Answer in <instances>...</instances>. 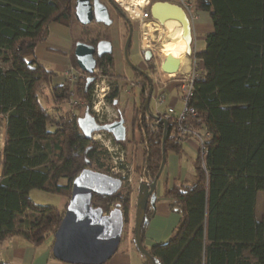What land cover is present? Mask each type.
Segmentation results:
<instances>
[{
	"label": "trees",
	"instance_id": "obj_1",
	"mask_svg": "<svg viewBox=\"0 0 264 264\" xmlns=\"http://www.w3.org/2000/svg\"><path fill=\"white\" fill-rule=\"evenodd\" d=\"M191 1L196 11L209 12L213 25L204 49L191 54L202 61L203 68L190 101L196 115L186 119L198 135L207 134L202 141L205 153L197 149L191 179L176 180L162 192L179 216L172 236L144 248L155 264H264V0ZM117 6L129 19L128 12ZM74 8L75 0H0V57L8 52L12 63L10 69L0 67V114L6 117L0 241L19 233L40 246L53 236L67 203L64 209L36 203L30 197L32 189L68 200L72 180L82 169L116 176L110 171L107 150L86 139L78 127L77 110L90 107L91 83L85 87L88 74L79 69L73 53L77 41L95 46L109 40V26L79 23ZM52 22L70 29L71 62L79 71L75 83L67 78L55 84L58 73L35 56ZM95 60V69L105 65L112 71L111 53L95 55ZM117 89L111 88L106 96L112 104ZM147 89L144 80L132 120L145 145L143 163L134 173L152 179L161 162L164 125L155 124L144 109ZM73 92L79 102L71 108ZM115 107L119 108L117 103ZM167 121L165 155L182 147L174 118ZM131 190L123 185L120 193L93 194L91 205L103 212L118 205L126 224ZM258 192L263 193L260 218L255 212ZM152 210L147 206L141 241ZM130 233L133 248L149 264L135 245L133 225Z\"/></svg>",
	"mask_w": 264,
	"mask_h": 264
},
{
	"label": "water",
	"instance_id": "obj_2",
	"mask_svg": "<svg viewBox=\"0 0 264 264\" xmlns=\"http://www.w3.org/2000/svg\"><path fill=\"white\" fill-rule=\"evenodd\" d=\"M113 6H117L114 0H108ZM151 17L158 23L166 20H176L182 27V36L187 41L185 55L192 54V28L191 21L183 8L168 0H156L149 6ZM74 15L81 24H87L92 20L110 25L108 7L101 0H75ZM131 41V30L127 35L124 45V55L127 59V48ZM112 44L109 40H100L96 45L77 41L74 46V56L77 66L88 74L85 87L94 80L96 56L111 53ZM145 60H149L152 53L145 50ZM177 58H165L160 65V75L166 79H172L178 68ZM132 66H134L132 64ZM131 66V67H132ZM148 91L143 102L144 109L149 112L152 83L148 78ZM117 99L113 101L116 104ZM151 116L157 119L156 114ZM167 120L163 119V134L161 139V162L155 176L149 181L139 180L133 220V235L137 249L143 254L149 264H155L152 255L144 248L140 238L141 226L146 221V208L148 204L155 207L156 185L165 163V128ZM77 124L86 139L93 140V133L105 131L111 134L115 141L126 140V127L122 115L111 121H101L93 113L90 107H85L84 112L77 118ZM123 186L122 179L110 174L98 172L88 167L82 169L74 177L71 185V193L64 209L62 219L53 234L51 247L52 255L70 264H103L118 249L123 234L124 214L118 205L109 211L103 212L101 207L91 205L93 194L110 195L120 193Z\"/></svg>",
	"mask_w": 264,
	"mask_h": 264
},
{
	"label": "crops",
	"instance_id": "obj_3",
	"mask_svg": "<svg viewBox=\"0 0 264 264\" xmlns=\"http://www.w3.org/2000/svg\"><path fill=\"white\" fill-rule=\"evenodd\" d=\"M196 15L197 17L191 22L193 37L192 51L200 52L204 49L205 46L197 45L199 44V42H203L204 44L206 35L213 30V25L209 12L198 10L196 11ZM125 39H123V34L120 26L118 25V21H114V23H112L109 27V41L112 44V74L117 77L116 80L119 82V84L115 83L114 85L116 87L118 86L116 96L117 104L119 105V111H122L121 115L124 119V124L126 127V140L123 141V143L125 142L129 145L132 153V158L134 155H136L134 163L137 161L138 156H141V159H138L137 161L140 163L134 167V169H136V167L142 165L143 163V152L145 146L139 140L141 134L140 131H138L137 127L133 126L132 122L135 110L134 108L135 106L138 107L140 103L141 89H138V87L136 86L138 80L136 78L134 70L132 69L131 72L127 71L122 53L120 52V47L122 46V44H124ZM195 40L196 44H193ZM72 45L73 41L70 29L61 24L52 22L49 25V35L47 39L44 42L38 44L35 48V56L40 61L48 59L54 64L55 69L50 70L58 73V76H56L59 77L56 81L57 84L63 82L67 78L69 79V75L67 73L68 69L72 68V70H75V68H73L70 57V54L72 52ZM129 52H131V55L133 56L138 54L137 56L140 57V62L142 64L140 55L141 46L137 44L134 37ZM171 54H175V58L179 60L178 68L173 77L174 79H170V81L166 83V86H164L165 99L162 105H159L157 107L155 102L151 99L152 104L149 101V112L147 113L156 114L165 111L168 107H172L174 109V115H177L182 108V101L175 78L189 73L193 67H196L198 69L203 68L202 61L198 58L193 57V55L186 56L185 54L181 53ZM184 56L185 58H183ZM167 58H169V55L167 56ZM145 64H147V62H145ZM122 84L125 85L124 90L126 92V97L120 99ZM133 136L134 140L131 141ZM181 146V150L178 153L170 151L165 155L164 167L156 185L157 196L155 200V207L152 210L143 235L144 239L142 243L144 246L146 245V241L150 245H152V240L160 239L161 236H166L165 238L168 240L175 224L178 221V214L170 208L169 201L165 197H162V192L165 187H170L176 180L182 181L186 178H189V176H192L191 171L193 169V166H191L190 170L189 168L186 169L183 164V157L187 150H192L194 152V156H196L198 142L194 136H188L184 141L181 142ZM134 176L140 177L139 175L136 176L135 173ZM138 181L139 179L135 183H131L130 185L132 190L135 188L136 196ZM258 198H260L263 202L262 192L257 193L256 204ZM135 200L133 204H135ZM67 202L68 200L64 197L62 201L63 204L59 208L64 209ZM130 209L131 210L129 212V216L131 217V214H133L134 216L135 207ZM25 215H27V213ZM24 216H22L21 218H23ZM127 231H124V236L119 243L118 249L103 264H145L143 257L133 248L134 246L131 242V236L126 233ZM52 242L53 236H50L40 246H34L29 243L23 235L15 233L12 236H9L0 241V262L9 264H70L63 262L52 255Z\"/></svg>",
	"mask_w": 264,
	"mask_h": 264
},
{
	"label": "rangeland",
	"instance_id": "obj_4",
	"mask_svg": "<svg viewBox=\"0 0 264 264\" xmlns=\"http://www.w3.org/2000/svg\"><path fill=\"white\" fill-rule=\"evenodd\" d=\"M154 1H156V0H149L148 8H149L150 4L152 2H154ZM168 1L174 2V3H179L177 0H168ZM106 2H107V0H104V3H106ZM114 2L118 3L117 5L121 6L125 11L128 12V10L124 7V4L120 3L117 0H114ZM143 6H144V1L142 3V7ZM110 14H111L110 18L112 19V23H114V21H118V25L120 26L122 34H123V39H125L127 28L124 27L123 20L119 16L118 12L113 10V9L110 10ZM128 14H129V12H128ZM128 17H129V20L132 21V23H133V25L135 27V29H134L135 30V40H136L137 44H139V46H142V40H144L143 29H144V24L147 21L144 20V19H142V20H139L137 18L133 19V18H131L130 14H129ZM111 24L109 25V27L111 26ZM160 25H163V24L159 23V25L156 24V26L152 27V32H151L152 36H149V37L146 38L147 43H148L147 46L153 48L154 53L159 51L161 45L162 46H169V45H172L173 43L176 42V38H174V39H165V36L161 35L162 33H160V31H161ZM149 28H150V26H149ZM162 29H163V31H165L167 33H168V31H170V33L174 34V31H172L171 27L169 28V27H163L162 26ZM124 44H125V42H124ZM124 44H122V46L120 47V52L122 53V56H123L124 63L126 65L127 71L131 72L132 64L137 63V62L139 63L140 62V57L137 56L138 54L133 56V55H131L132 53L129 52L127 54V59H126L125 55H124ZM193 44H196V40H195V42H193ZM197 46H205V42H204V44H203V42H199V44ZM160 53H162V52H160ZM162 55L163 56H168V55H166L164 53H162ZM184 58H185V56H184ZM152 60H153V58L151 60H149L147 62V64L143 63V65H142L146 69V71L149 74H151V75L153 74V71L155 69H157L155 67V63L152 62ZM41 62L43 63V65L46 68L55 69L54 64L51 61H49L48 59H44ZM11 64L12 63H11V58H10L9 53L8 52H4V54L0 57V67L2 69H4V70L10 69V68H12ZM96 69H97L96 72H94V77H95L94 81L92 82L90 90H89V92L87 94L88 103L90 104V108L92 110V113L99 120H101V121H110V120L114 119L115 116H116V113L114 111L113 105L111 104V100H109L106 97H104L102 99V102H101L100 106H99V109L96 110L95 108H93L95 106L94 102L96 101V96H95V91H94L95 83L99 84V81L102 78H104L105 79V82L103 84L104 86L106 84H108V83H111L112 86L114 87L115 86L114 84L115 83L119 84V82L115 79V77H112V71L110 70L109 67L103 65L102 67L96 68ZM58 78L59 77H56L53 80V82L55 84H56V81H57ZM142 84H143V82H142ZM117 88H118V86H117ZM124 88H125V85L122 84L120 99H123V98L126 97V92H125ZM46 93H47V91L45 89L44 92H43V96H46ZM115 99H117V98H115ZM41 100H42V102L44 104V100L43 99H41ZM150 102L152 104L151 100H150ZM46 105L48 107L51 106L50 103L46 104ZM118 107H119V105H118ZM84 109L83 108L82 109H78L77 113L79 115H82L83 112H84ZM5 131H6V117H5V115L0 114V174H1V164H2V158H3V147H4V142H5ZM97 143H98V145L102 146L99 142H97ZM122 146H123V148H124V150L126 152V154L124 155L125 156V160H126L127 163H129L131 165L132 170H133L134 167L140 163V162H137V161H138V159L139 160L141 159V156L140 157L138 156L137 161L134 163V159L136 158V155H134L133 158H132V153H131V149H130L129 145L124 142L122 144ZM107 153H108V161L110 163V171H111V169L114 166V164H113V156L111 154H114V153L113 152H108V151H107ZM194 157H195L194 156V152L192 150H187V152H185V155L183 157V164H184V167L186 169L187 168H189V170L191 169L192 161H193ZM111 173H113V172L111 171ZM191 173H192V171H191ZM114 175H117V174H114ZM140 177H135L134 173H133L132 174V184L135 183ZM189 178L191 179L192 176H189ZM135 191H136L135 188L133 190H131L132 208H133L134 200L136 199ZM30 197L36 203L43 204V205H51V206H55V207H58V208L62 206V204H63L62 201L64 199V197H62L60 195L52 194V193L45 192V191H42V190H39V189H32L30 191ZM262 210H263V202H262V200L260 198H258L257 204H256V208H255V212H256V217L257 218L261 217ZM131 215L132 216L130 217V220L128 221V223L124 224V226H123V232L125 230L127 231L128 229H131V227L133 225L134 216H133V214H131ZM126 233L131 236L130 230H128ZM171 236H172V233L170 234V237ZM165 237L166 236H161L160 239L152 240L151 244L153 245V244L165 243L167 241V239ZM145 244H146L145 246L147 248L151 247V245L147 241L145 242Z\"/></svg>",
	"mask_w": 264,
	"mask_h": 264
},
{
	"label": "built area",
	"instance_id": "obj_5",
	"mask_svg": "<svg viewBox=\"0 0 264 264\" xmlns=\"http://www.w3.org/2000/svg\"><path fill=\"white\" fill-rule=\"evenodd\" d=\"M179 5L183 8V10L186 12L187 16L189 17L190 21L192 22L196 17V9L194 8V4L191 0H178ZM149 0H144V6L141 7V14L133 16L130 12L131 18H137L139 20H146V23H150L152 27L159 25V23L154 20L149 12ZM145 50H150L152 52V55L154 56V50L151 47L144 48L141 46V55H143V52ZM97 69L94 70L96 72ZM202 69H198L196 67H193L192 70L178 78H175L177 81V88L180 93L181 101H182V108L178 112L177 115H174V109L172 107H168L165 111L156 113L157 119H155V124H161L163 123V119L168 120L170 118H174L176 124H177V141L182 142L184 141L187 136H194L197 139L198 142V151H200L202 154L205 153V149L203 148V138L207 136V134L204 133H196L192 125L186 121L187 117H194L196 115V112L193 108V106L190 104L191 98L193 96L194 91V82L195 80L200 76ZM69 75V79L75 83L77 80L79 71L78 70H72V68L68 69L67 71ZM154 76V91L152 94V100L155 102L157 107L159 105H162L165 99V93H164V86H166L167 80L161 77L159 69H155L153 71ZM174 79V78H173ZM169 80V79H168ZM105 82V79L102 78L99 81V84L95 83V96L96 101L102 100L105 95L109 92L110 88L113 87L111 83L103 85ZM133 85V84H131ZM75 91V87L73 89ZM78 99L76 94L73 92L69 102L68 106L71 108H74L77 103ZM202 131H204L202 129ZM98 138V139H97ZM93 140L96 142H99L108 152H113L114 154H111L113 156V168L111 171L114 174H117L123 182V185H131L132 183V174L133 170L129 163L125 160V150L120 142H117L114 140L113 136L105 131H99L93 133ZM139 180H144L149 182L151 179L146 177L145 174H143Z\"/></svg>",
	"mask_w": 264,
	"mask_h": 264
},
{
	"label": "bare ground",
	"instance_id": "obj_6",
	"mask_svg": "<svg viewBox=\"0 0 264 264\" xmlns=\"http://www.w3.org/2000/svg\"><path fill=\"white\" fill-rule=\"evenodd\" d=\"M117 1L124 4V7L133 16L141 14V7H142V3L144 0H117ZM162 24L163 25H160V27H161L160 33H162L161 35H164L165 39L176 38V42L170 46H162L161 45L159 51L166 54V55H169V58H175V54H171V53L185 54V51L187 49V41H186L185 37H183L181 34L182 27H181L180 23H178V21H176V20H166ZM149 26H150V28H149ZM162 26L163 27H169V28L171 27L172 31H174V34L170 33V31H168V33L163 31ZM151 32H152V25L150 23H145L144 29H143L144 40H142V43H143L142 45L146 46L147 48H148V46H147L148 43H147L146 38L149 36H152ZM146 47H144V48H146ZM159 51L154 53L152 62H154L155 67L160 70V65H161L162 61L165 58H167V56L163 57L162 53H160ZM101 102H102V100L95 101L94 102L95 106L93 108H95L96 110L99 109Z\"/></svg>",
	"mask_w": 264,
	"mask_h": 264
},
{
	"label": "flooded vegetation",
	"instance_id": "obj_7",
	"mask_svg": "<svg viewBox=\"0 0 264 264\" xmlns=\"http://www.w3.org/2000/svg\"><path fill=\"white\" fill-rule=\"evenodd\" d=\"M102 2H104V0H101ZM106 4V6L108 7V10H109V14H110V10L111 9H113V10H115V11H117L118 12V14H119V16L121 17V19L123 20V25H124V27H126L127 28V32H126V39H127V35H128V33H129V30H131V41H130V44L128 45V48H127V52H129V49H130V46H131V43H132V40H133V37L135 38V27H134V25H133V23H132V21L131 20H129L124 14H122V12L119 10V8L118 7H116V6H113L112 4H110L109 3V1L107 0V2L105 3ZM110 16H111V14H110ZM92 21H95V20H92ZM126 39H125V42H126ZM125 45V44H124ZM152 53V52H151ZM140 55H141V53H140ZM144 57H145V52H143V55H141V60H142V64H141V62L140 63H134L133 65L134 66H132V69L134 70V72H135V74H136V78H137V87H138V89H141L142 88V86H143V84H142V82L144 83V80L147 82V84H148V78L151 80V83H152V92H151V99H152V94H153V91H154V76H153V74L151 75V74H149L147 71H146V69L142 66L143 65V61H144V63L145 62H148L149 60H151L152 58H153V55H151V57H150V59L149 60H145L144 59ZM144 59V60H143ZM95 78V77H94ZM164 79H166V78H164ZM167 80V82L168 81H170V80H168V79H166ZM94 81V80H93ZM92 81V82H93ZM92 84V83H91ZM134 85V84H133ZM115 87V86H114ZM113 88V87H112ZM148 88H149V85H148ZM147 91H148V89H147ZM109 93V92H108ZM108 93L105 95V97L108 95ZM147 93V92H146ZM146 93H145V96H146ZM150 99V100H151ZM145 100V99H144ZM117 103V102H116ZM112 104V103H111ZM113 105V108H114V111H115V113H116V116H115V118L114 119H117V118H119V116H120V112H119V109L117 108V107H115V104L113 103L112 104ZM113 120V119H112ZM111 121V120H110ZM121 144L123 143V142H120ZM117 177H118V175H116ZM147 177V176H146ZM120 178V177H119ZM148 206H150L149 204H148ZM112 207H114V206H111L110 207V209L112 208Z\"/></svg>",
	"mask_w": 264,
	"mask_h": 264
},
{
	"label": "clouds",
	"instance_id": "obj_8",
	"mask_svg": "<svg viewBox=\"0 0 264 264\" xmlns=\"http://www.w3.org/2000/svg\"><path fill=\"white\" fill-rule=\"evenodd\" d=\"M116 4H118V3H116ZM179 4V3H178Z\"/></svg>",
	"mask_w": 264,
	"mask_h": 264
}]
</instances>
